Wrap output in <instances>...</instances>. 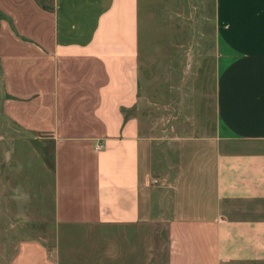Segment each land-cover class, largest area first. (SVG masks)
<instances>
[{"label":"crops","instance_id":"obj_1","mask_svg":"<svg viewBox=\"0 0 264 264\" xmlns=\"http://www.w3.org/2000/svg\"><path fill=\"white\" fill-rule=\"evenodd\" d=\"M212 6L215 131L163 171L139 0H0V264H264V0Z\"/></svg>","mask_w":264,"mask_h":264},{"label":"rangeland","instance_id":"obj_2","mask_svg":"<svg viewBox=\"0 0 264 264\" xmlns=\"http://www.w3.org/2000/svg\"><path fill=\"white\" fill-rule=\"evenodd\" d=\"M212 5L213 0H139L138 102L124 112L138 118L140 135L151 139L152 162L163 171L177 165L182 138L215 131ZM7 132L20 133L0 114V192Z\"/></svg>","mask_w":264,"mask_h":264},{"label":"built area","instance_id":"obj_3","mask_svg":"<svg viewBox=\"0 0 264 264\" xmlns=\"http://www.w3.org/2000/svg\"><path fill=\"white\" fill-rule=\"evenodd\" d=\"M154 183H157V181L155 180Z\"/></svg>","mask_w":264,"mask_h":264}]
</instances>
